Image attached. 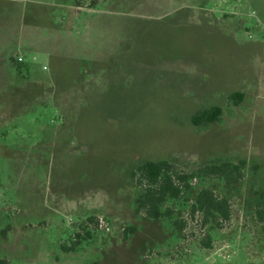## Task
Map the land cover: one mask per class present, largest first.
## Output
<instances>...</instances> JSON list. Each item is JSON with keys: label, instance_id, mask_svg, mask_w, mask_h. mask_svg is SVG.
Returning a JSON list of instances; mask_svg holds the SVG:
<instances>
[{"label": "rangeland", "instance_id": "rangeland-1", "mask_svg": "<svg viewBox=\"0 0 264 264\" xmlns=\"http://www.w3.org/2000/svg\"><path fill=\"white\" fill-rule=\"evenodd\" d=\"M1 18L0 259L264 264V0H0ZM163 160L195 178L152 221L133 173ZM223 163L243 180L202 176ZM203 188L230 220L192 215Z\"/></svg>", "mask_w": 264, "mask_h": 264}, {"label": "trees", "instance_id": "trees-1", "mask_svg": "<svg viewBox=\"0 0 264 264\" xmlns=\"http://www.w3.org/2000/svg\"><path fill=\"white\" fill-rule=\"evenodd\" d=\"M233 100L238 101L243 95L236 93ZM222 116V109L214 107L199 112L193 117V125L207 126L216 123ZM243 165L234 163H223L220 165L210 164L200 170L205 178H217L224 180L228 184L238 183L244 178ZM133 177H137L138 188H140V196L136 199L138 211L145 213L147 218L152 221H159L165 216H170L172 212L163 211L162 207L168 200L179 199L183 192V186L188 187V183L193 180L194 174L175 175L174 168L168 161H147L138 166ZM192 215H201L202 225L209 222L219 223L230 220L231 207L227 199H221L210 188H203L195 197L192 205ZM94 222V219H90ZM183 231L186 228L185 222L178 224ZM135 229H131L130 233ZM90 235V234H89ZM80 237V235H78ZM207 246L210 247L209 240ZM0 264H8L6 260L0 259Z\"/></svg>", "mask_w": 264, "mask_h": 264}, {"label": "crops", "instance_id": "crops-1", "mask_svg": "<svg viewBox=\"0 0 264 264\" xmlns=\"http://www.w3.org/2000/svg\"><path fill=\"white\" fill-rule=\"evenodd\" d=\"M2 12V10H1ZM7 21L0 19V61L3 59V53L8 44V34H7Z\"/></svg>", "mask_w": 264, "mask_h": 264}, {"label": "built area", "instance_id": "built-area-1", "mask_svg": "<svg viewBox=\"0 0 264 264\" xmlns=\"http://www.w3.org/2000/svg\"><path fill=\"white\" fill-rule=\"evenodd\" d=\"M21 61H22L21 58L17 59V62H21ZM98 226L99 227H105V228L109 229L108 225L106 224V222L103 219L98 220Z\"/></svg>", "mask_w": 264, "mask_h": 264}]
</instances>
